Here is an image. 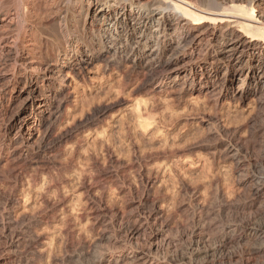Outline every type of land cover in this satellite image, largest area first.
Instances as JSON below:
<instances>
[{
	"label": "bare ground",
	"instance_id": "6f19581e",
	"mask_svg": "<svg viewBox=\"0 0 264 264\" xmlns=\"http://www.w3.org/2000/svg\"><path fill=\"white\" fill-rule=\"evenodd\" d=\"M99 60L118 69L129 64L127 73L136 76L167 69L171 84L180 87L200 74L193 87L201 93L240 102L259 98L264 0H0V136L8 140L12 171L56 158L67 137L55 133L67 106L69 73ZM37 133L41 139L34 141ZM229 154L240 167L238 150ZM252 172L244 178L251 202H232L224 216H207L186 243L165 230L155 199L145 195L136 219L124 224L122 241L105 234L110 245L90 246L87 259L84 253L71 264H254L264 254V175ZM256 208L262 212L253 215ZM245 209L240 220L227 216ZM4 228L8 252L35 261L32 227L9 217ZM147 236L148 245L141 243Z\"/></svg>",
	"mask_w": 264,
	"mask_h": 264
},
{
	"label": "rangeland",
	"instance_id": "374dc122",
	"mask_svg": "<svg viewBox=\"0 0 264 264\" xmlns=\"http://www.w3.org/2000/svg\"><path fill=\"white\" fill-rule=\"evenodd\" d=\"M129 67L99 60L69 73L67 106L55 133L67 137L56 158L12 171L8 140L0 136V264H71L87 257L90 246L110 245L105 234L122 241L124 224L136 219L145 195L155 199L165 230L184 243L207 216L251 202L246 174L264 175V92L240 102L195 90L200 74L180 87L167 69L136 76ZM234 149L241 168L230 157ZM247 210L227 216L240 220ZM9 217L32 227L35 261L8 252ZM148 239L140 242L148 245ZM258 257L254 264H264V254Z\"/></svg>",
	"mask_w": 264,
	"mask_h": 264
}]
</instances>
